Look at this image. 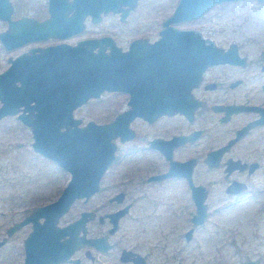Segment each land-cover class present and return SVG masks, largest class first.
Wrapping results in <instances>:
<instances>
[{
	"label": "water",
	"instance_id": "obj_1",
	"mask_svg": "<svg viewBox=\"0 0 264 264\" xmlns=\"http://www.w3.org/2000/svg\"><path fill=\"white\" fill-rule=\"evenodd\" d=\"M136 1L59 0L54 10L51 5L48 19L37 22L30 18L12 20L8 0H0V20L7 24L6 30L0 33V43L5 51H10L48 37L64 39L80 32L86 14L91 15L93 22H98L100 15L108 12H119L123 17L133 9ZM237 1L241 0H178L170 16L162 22L158 40L153 43L133 41L126 52H121L113 43H110L108 53L101 47L93 52L96 45L108 40L101 38L78 41L73 46L61 43L32 47L8 59V67L0 74V118L15 115L30 130L33 152L70 176L54 202L36 208L19 223H33V231L25 243L58 241L64 237L59 259H46L47 263L43 264L67 260L78 246L90 245L105 250L104 238L84 237V224L88 221L87 216L91 218L90 213L82 212L78 219L61 228L55 225L57 218L67 212L75 200L86 201L98 192L99 180L115 156L114 141L124 143L134 137L129 126L131 121L141 119V116L150 120L173 111L189 114L183 110V105L188 104L187 95L197 84L204 67L234 62L232 52L235 50L223 53L213 41L202 39L197 32L178 30L173 25L199 19L218 4ZM257 1L264 3V0ZM102 93L127 94V108L108 123L88 121L80 126L81 120L73 118V111ZM189 105L192 104L189 102ZM260 113L261 119L251 126L264 124V110L260 109ZM245 131L247 128L239 131L237 137L221 150L237 141ZM186 141V137H181L175 144ZM156 142L159 141H153L151 145L159 149ZM214 154H209L208 160ZM238 164L236 161L228 171L238 168ZM254 166H250V171ZM203 199L202 192L193 198L196 213L192 224L195 226L205 217ZM123 211L104 215L112 220L110 232L115 229V219ZM40 217L41 223L37 221ZM102 218L99 217V221ZM138 259H133L135 264H139ZM29 263L30 259L26 257L24 264ZM246 264H259V261L249 260Z\"/></svg>",
	"mask_w": 264,
	"mask_h": 264
},
{
	"label": "rangeland",
	"instance_id": "obj_2",
	"mask_svg": "<svg viewBox=\"0 0 264 264\" xmlns=\"http://www.w3.org/2000/svg\"><path fill=\"white\" fill-rule=\"evenodd\" d=\"M176 1L138 0L125 21L120 22L114 15L105 16L97 24L88 23L84 35H110L122 46H126V42L134 37L153 39L160 29V22L171 13ZM13 2L18 5L17 14L31 15L37 14V10L40 11L38 6L43 0ZM247 18L250 20L248 26L243 21ZM255 20L264 21V6H258L254 0H241L218 4L200 19L181 23L179 27L197 29L217 45L226 46L229 42L240 40L249 54V61L252 62L261 56L264 47L254 43L260 37L256 33L259 28ZM4 28V23L0 21V30ZM21 49L23 48L5 51L0 47V71L7 67L6 59L13 58ZM259 66L253 65L242 71L241 76L245 78L249 71L248 77L255 73L263 77L259 80L249 79L248 83L236 90L239 96L243 94L240 100L246 99L245 94H260V82L264 80V72H261ZM125 102V95L102 93L97 99H91L77 108L73 116L81 119L82 124L91 120L103 123L123 109ZM4 126L7 127L6 130ZM130 127L134 130V138L125 143L115 140V161L102 176L104 190L86 201L76 200L67 210L62 222L76 218L82 210L96 209V214L106 212L109 208L106 204L107 198L112 192L106 190V186L112 180L126 175L133 180L128 188L127 199L133 198L136 207L132 213L120 220L119 232L126 233V238L121 239L122 244H135L139 248L138 252L148 253V263L173 264L176 260H184L188 264H245L249 260L257 259L259 264H264V130L252 133L232 151L233 155L250 160L259 159L262 162L260 171L248 177L249 192L242 195L226 194L225 183L230 178H223L217 183L222 176L211 171L203 179L209 181V184L212 182L208 197V216L202 224L194 227L190 239L185 241L183 232L191 225L188 219L192 207L187 199L184 200L181 183L171 181L169 184L175 186L172 197L162 201L156 210L151 208L152 202L164 192L157 194L141 185V174L151 172L154 168L151 163L141 164L144 154L141 153V119H135ZM212 128V124H206V129L210 131ZM206 138H211V133L202 137L199 143ZM31 142L29 128L14 116L0 123V170L5 171V180L0 181V225L21 216L22 210L28 206L26 202L38 203L54 199L68 179L67 173L63 174L51 161L33 152ZM261 154L263 155L260 156ZM150 156V153H146L144 158ZM235 176L241 180L245 177ZM104 228L105 226L97 224L96 219H93L87 223V234L101 233ZM1 253L0 264H10L3 260L4 255ZM108 258L100 257L95 264H107ZM83 261L84 264H90L89 261Z\"/></svg>",
	"mask_w": 264,
	"mask_h": 264
},
{
	"label": "flooded vegetation",
	"instance_id": "obj_3",
	"mask_svg": "<svg viewBox=\"0 0 264 264\" xmlns=\"http://www.w3.org/2000/svg\"><path fill=\"white\" fill-rule=\"evenodd\" d=\"M58 1L59 0H43V3L38 6L40 8V11L37 10V14L28 15L20 13L17 14L16 11L18 10V5L14 3L13 0H8L12 9L10 18L12 20H16L19 18H30L34 19L37 22L45 21L50 17L49 11L51 5V9L54 10L58 5ZM65 1L70 2L72 0ZM254 1L258 6H264L263 2H259L257 0ZM176 3L174 2L172 11L176 6ZM135 6L136 4L134 5V7ZM124 8L125 7H121V9ZM33 9H35V7H33ZM133 9H131L123 17H121V14L119 12H108L104 15L101 14L100 20L105 16L114 15L117 16L120 22H123L128 18L130 12ZM70 14L71 11L68 13V15ZM170 14L160 22V29L156 32V37H154L153 39H150V37L143 38L141 36L134 37L126 42V46L117 44L115 38L110 35L85 36L84 34L86 33L88 23L94 25L100 22V20L98 22H93L91 20V15L86 14L82 20V29L80 30V32L64 39L48 37L43 41L28 43L17 48L23 49L15 54L13 58L32 47L53 46L61 43H66L73 46L78 41L101 38H108V40H103L100 43V46L96 45L93 49V52H96L97 49L101 47L105 53H108L110 43H113L114 46L119 48L121 52H126L128 51L130 43L133 41L143 40L147 43H153L157 41L159 39V32L163 28L162 22L165 21L170 16ZM243 21H245L244 23L246 26H248L247 23H250V20L248 18L243 19ZM255 21H257L256 26L257 28H259V30H256V33L259 34L260 37L258 40H254V43L255 45L264 46V21ZM2 22L4 23L5 28L2 31L0 30V33L5 31L7 27L6 22ZM180 24L181 23L173 25V27L178 30L195 31L200 35L202 39L213 41L210 38L205 37L201 33V31L190 27H179ZM252 32L255 31L252 30ZM213 42L215 46L221 49L223 53L229 50H235V53L232 52V59H234V62L237 60L239 62H220L204 67V69L200 72V77L197 84L190 89L187 95L186 101L188 102V104L183 105V110L187 111L190 115L183 114L180 111H173L170 115L162 114L150 120L145 119L141 116V153H144L141 157V164L147 165L151 163L153 164L152 166L154 169L151 172L142 173L139 181L141 182V185L148 189L154 190L157 194L164 192L162 195H159V197L154 202H152L151 208L153 210H156L155 208H157V206L162 201L164 202V200L166 201L167 198L172 197V192L175 186L169 183L171 181H180V187L185 196L184 200L187 199L192 207V212L190 213L188 219L191 225L187 230L183 232L185 241H188L190 239L191 234L194 231L195 225L192 224V218L196 213V207L193 198L197 193L199 194L200 192H202L203 194L205 217L208 216L209 213L208 197L210 195V185L212 182L209 184V181H203L206 175H209L211 171H216L221 174L222 179L219 178L217 183H220V180H223V178H230L229 181L225 183V193L229 195H242L249 192L250 185L248 177L252 176L255 172L260 171V169L262 168V162L259 159L250 160L247 158L236 156L233 155L232 151L252 133L258 130H264V124L251 126L252 123L257 122L261 119L262 116L260 113V109L264 110V80L260 82V94H256L254 96H252V94H245L246 99L240 100V98L243 97V94L239 96L238 92L236 91L240 89L244 83H248L249 79L259 80L263 77L261 74L257 73L253 74V76L251 77H248V73L250 72L249 71L245 78L244 76H241V73H243L247 69H250L253 65H257V67L260 65L259 69L261 70V72H264V47L261 56H258L255 61L250 62L249 54L247 50L244 49L245 45L240 42V40L229 42L226 46L217 45L215 41ZM0 47L3 48L1 43ZM9 58L13 59L12 57H8L6 59L7 67L9 65ZM4 70L0 71V74ZM147 89L149 88L147 87ZM251 91L252 90H249V92ZM117 94L125 95L127 102V94ZM126 102L123 109L118 111L110 120L96 124H104L110 122L118 113L127 108ZM189 102L192 105H189ZM237 108H240V110H237ZM12 116H14V118L16 119L15 115H7L0 118V123H2L6 118ZM73 118L75 117L73 116ZM133 121H135V119ZM201 123H203V125H201ZM84 124L80 123V126ZM206 124H212L214 128L209 131L208 129H206ZM246 128L247 131L243 132L237 141L230 144L228 148L221 150V148L227 147L230 141L237 137V133L239 131L246 130ZM6 129L7 127L4 126V130ZM210 133L211 138H206L203 142L199 143V140L202 137L209 135ZM181 137H186L187 141L181 144H175L177 139ZM153 141H159L156 142V144L159 146V149H155L152 147L151 142ZM213 152H215L216 154H214L211 160H208L209 154ZM146 153H150V158H144ZM262 155L263 154H261L260 156ZM115 158L116 156H114L113 161L108 165L107 169L110 168V165H112V163L115 161ZM236 161H239V164L237 165L238 168L236 167L229 172L228 169L234 167ZM251 165L255 166L250 171ZM242 167L244 168L240 170ZM57 170H60V168H57ZM144 171L145 170H142V172ZM4 172L5 171L0 170L1 182L5 180V177L3 176ZM62 173L65 174L66 172L62 170ZM235 175H245V177L243 178L244 180L238 179ZM102 176L99 180L98 192L94 193L95 195L104 190V187L102 185ZM69 177L70 176L68 175V179ZM68 179L62 184V187L60 188L58 194L54 199L46 202L39 201L38 203L26 202L28 206L22 210V215L20 214L21 216L8 221L7 224L0 225V253L3 252L1 254L4 255L3 260L5 262L8 261L10 262V264H24L25 258L27 257L30 259L29 264H43L47 263V261H45L46 259L48 261L50 259H59V252L63 250L64 241L62 240L64 239V237L59 238L58 241H26L27 243H25L24 240L33 231V223L31 221H28L21 225H19V223H21L26 217L30 216L36 208L43 207L54 202L65 187ZM6 181H8V178ZM131 181H133L132 178H129L126 175H122V178L118 180H112L110 184L106 186V190L112 191L107 198L106 204L109 208L106 212L102 214H96V209L82 210L79 212L76 218L68 222H62L63 218L66 215V212L57 218L55 225L56 227L61 228L78 219L82 212L90 213L91 218L87 216L86 218L88 219V221L84 224V237L85 239L102 237L105 239V241L103 242L106 245V248L102 251L97 250L90 245L78 246L73 249V252L67 258V260L55 264H84L83 260L89 261L90 264H95L99 261L100 257L108 258L109 256L110 258L107 259V264H135L133 259H138V257L139 264H150L147 262L148 253L146 252L144 254H141V252H138L139 248L135 244H122V240L126 238V233L121 234V232H119L120 220L132 213L133 209H135L136 207L135 200L133 198L127 199V197L129 196L128 188ZM236 185H241V187L237 188ZM228 187L230 188L228 189ZM145 193L149 194L147 191H145ZM122 210H124L122 214L115 219V229L110 232V229L113 228L112 220H109V218L105 217L104 215L115 214ZM99 217H103L102 220L99 221ZM205 217L203 221L205 220ZM93 219H96V223L101 226H105V228L101 233L88 235L87 223L89 221H92ZM37 221L41 223L43 221L42 217L38 218ZM118 233H120L121 236L118 235ZM78 235H81V232H79ZM125 252H127V255L125 254ZM131 253L137 256H134ZM171 257L173 258V256ZM173 264L188 263H186L184 260H176Z\"/></svg>",
	"mask_w": 264,
	"mask_h": 264
}]
</instances>
